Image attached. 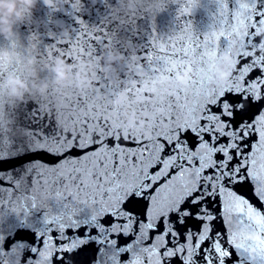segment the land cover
Here are the masks:
<instances>
[{
	"label": "snow or ice",
	"instance_id": "obj_1",
	"mask_svg": "<svg viewBox=\"0 0 264 264\" xmlns=\"http://www.w3.org/2000/svg\"><path fill=\"white\" fill-rule=\"evenodd\" d=\"M214 3L218 30L201 35L189 21L167 43L152 36L143 56L124 54L116 80L101 75L100 53L114 46L103 28L77 18L79 31L45 48L42 70L56 55L97 68L54 105L60 132L36 138L49 162L33 165L30 192L0 187L15 211L45 210L32 228L0 232V264H264V0ZM191 12L189 0L181 15ZM224 52L232 62L220 83ZM21 63H0V80L25 76ZM125 108L142 129L127 126Z\"/></svg>",
	"mask_w": 264,
	"mask_h": 264
},
{
	"label": "water",
	"instance_id": "obj_2",
	"mask_svg": "<svg viewBox=\"0 0 264 264\" xmlns=\"http://www.w3.org/2000/svg\"><path fill=\"white\" fill-rule=\"evenodd\" d=\"M188 3L189 0H57L53 7L45 4L44 0H39L33 12L16 26V35L11 41L0 37V45L16 50L17 58L22 62L21 71L25 74L21 77L33 87L31 95L22 101H14L8 97L2 84L3 80H0V187L11 191L13 198L19 196L21 191L30 192L34 179L33 165L49 162L36 138H51L60 132L54 105L64 103L65 97L75 98L77 89L74 86L58 87L52 79V64L56 58L62 56H54L46 71L41 69L39 63H35L43 58L42 54L48 45L55 44L62 34L79 31L77 18L89 28H103L113 37L114 46L105 48L100 53L98 59L99 66L103 69L101 75L116 80L122 78L121 70L127 71L123 68L124 54L128 55L130 60L143 56L145 52L139 50L150 44L152 36H156L159 43H167V37L173 32H178L179 28L189 21L193 30L201 35L221 27L215 22L214 0H192L191 14L181 15V9ZM262 29L264 27L259 29L262 41L260 47L264 49ZM14 43L16 47L13 46ZM32 43H36L35 50H29ZM57 47L61 51H67L64 44H58ZM109 53L118 54L119 58L114 66L106 62ZM230 63L225 66L227 71ZM68 65L72 70L71 74H78L83 69L90 77L89 84L91 83V73L97 68L95 61L77 57L76 63L69 61ZM192 78L196 79L195 69ZM42 82L48 84L43 93L37 89ZM52 86L56 87V94L50 96L49 88ZM122 115L130 129L143 128L142 115H138L134 110L125 108ZM167 124V121H161L162 127ZM160 130V127L156 129ZM144 131L146 134H155L151 127L145 128ZM22 177L24 186L20 189L15 186V182ZM0 199L6 201L0 203V232L11 233L17 228H32L31 220L36 217L43 220L45 210L42 208H28L27 212H17L12 208L5 191H0ZM48 203L54 210L60 207L55 200H49ZM17 235L19 237L22 233Z\"/></svg>",
	"mask_w": 264,
	"mask_h": 264
},
{
	"label": "clouds",
	"instance_id": "obj_3",
	"mask_svg": "<svg viewBox=\"0 0 264 264\" xmlns=\"http://www.w3.org/2000/svg\"><path fill=\"white\" fill-rule=\"evenodd\" d=\"M39 0H0V37L11 41L16 35V26L23 22L30 15ZM48 5L55 7L57 0H46ZM264 31V29H262ZM17 58V52L10 46L0 45V63H14ZM117 53H109L106 56V62L114 66L118 60ZM231 55L222 54V64L215 66L217 79L220 83L225 82L229 77V71L226 65L230 63ZM52 79L58 87H64L66 84L76 87H87L90 77L81 69L78 74L69 73L68 62L58 57L52 64ZM188 79V73L184 72L177 76V85L182 87ZM7 95L14 101H22L33 92V87L23 77L9 74L2 81ZM48 84L42 82L37 86L39 92L47 90Z\"/></svg>",
	"mask_w": 264,
	"mask_h": 264
}]
</instances>
